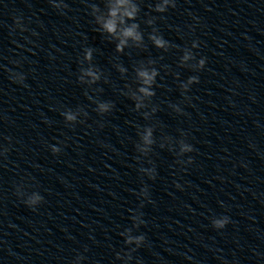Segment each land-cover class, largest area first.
<instances>
[{
	"label": "clouds",
	"instance_id": "clouds-1",
	"mask_svg": "<svg viewBox=\"0 0 264 264\" xmlns=\"http://www.w3.org/2000/svg\"><path fill=\"white\" fill-rule=\"evenodd\" d=\"M104 9H101L97 4L93 3L89 5L91 9V15L94 17V21L96 25H98V31H101L103 34L111 37L116 41L115 50L117 53H123L125 48L136 47L142 48L144 46V36L142 31L140 30L139 23L136 22L137 16L140 12L139 5L137 0H103ZM52 6L58 10H62L68 7L63 0H50ZM175 0H158L155 4L154 11L157 13H165L169 7H175ZM155 22V17L150 18L146 21L148 25H153ZM16 27L20 28L21 31H24L25 28L22 24L20 18L15 19ZM148 39L152 42V44L158 48L163 49L165 51L171 46L167 40L163 38V36L157 34V29L153 28L152 33L149 34ZM198 42L194 41L191 45V48H185L183 50V55L180 58V65L190 67L194 71L201 70L205 67L206 58H200L196 63L189 64L190 61L196 60V56L193 53L192 49L197 48ZM94 49L86 48L84 50V60L89 62L88 67H81L80 75L78 77L79 82L81 84H86L91 86L96 84L101 80L102 73L99 69L91 66V61L93 58ZM18 63V62H16ZM155 64V61L148 60L147 63L141 62L138 67L135 68V75L138 87L133 90L129 89L125 95L129 96L135 102V110L139 111L141 109H146L149 107V103L151 98L155 95V91L153 90V86L156 84V77L159 75L158 70L152 65ZM116 68L121 74H125L127 69L120 64L116 65ZM10 78L14 83L23 84L25 81V75L23 73L11 72ZM199 78L197 76H191L188 78L186 82H182L180 84V88L183 92H187L190 88V85L194 83H198ZM99 91V90H98ZM87 95V92L85 93ZM90 100L91 96L88 97ZM96 103L95 111L101 115L106 114L112 110L114 105L111 102H102V101H94ZM174 110L177 113L181 112V109L177 105H172ZM157 111L156 107L151 108V112L144 111L143 117L144 119H148L151 113H155ZM83 114L87 116V113L82 109L78 108L73 111L71 109L66 110L61 113L64 117L65 121L68 124L74 125L78 121V117ZM81 123L83 121H80ZM154 129L152 126L144 127L143 130H138V135L140 137V141L136 144V150L143 156H147L152 150V145L155 143L153 137ZM183 135V134H182ZM180 149L177 153L178 156H183L186 153H191L194 151L193 146L189 143H186L184 139L179 141ZM164 147L163 144L160 145ZM8 151L7 148L0 152V155L5 154ZM51 151L53 154H57L61 151V149L55 145L51 146ZM192 158L189 157L187 163H192ZM151 163V161H150ZM177 163H184L182 160H178ZM141 173L146 174L149 178L154 179L156 175V170L154 167L152 168H140ZM178 188L179 184L176 185ZM16 194L18 196H22L20 191V187H17ZM139 196L148 198V188L147 186L141 188L138 193ZM43 202V197L38 192H33L29 195L24 203L30 208L35 209L36 206ZM151 202V201H149ZM141 207H143V203H141ZM142 213H138L133 215L131 218L134 222V227H139L144 224L145 221L142 219ZM230 222L229 217L221 216L219 218H213L212 225L215 229H223ZM131 229H126L124 232L120 233L125 238L126 245H135L134 248H131L127 253L121 255V253L116 254V258L120 260H131V253L136 251L139 247H141L145 242L144 235H132ZM78 260H82V256L77 257Z\"/></svg>",
	"mask_w": 264,
	"mask_h": 264
}]
</instances>
